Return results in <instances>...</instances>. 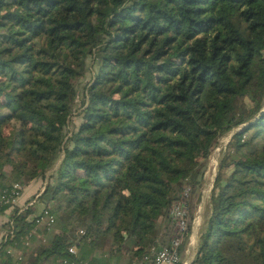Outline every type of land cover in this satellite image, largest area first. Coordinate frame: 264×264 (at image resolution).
<instances>
[{
	"label": "trees",
	"instance_id": "trees-1",
	"mask_svg": "<svg viewBox=\"0 0 264 264\" xmlns=\"http://www.w3.org/2000/svg\"><path fill=\"white\" fill-rule=\"evenodd\" d=\"M230 130L190 264H264V0H0V186L45 178L58 224L0 262L75 245L107 264L91 254L108 234L136 264L169 242L172 202Z\"/></svg>",
	"mask_w": 264,
	"mask_h": 264
},
{
	"label": "built area",
	"instance_id": "built-area-1",
	"mask_svg": "<svg viewBox=\"0 0 264 264\" xmlns=\"http://www.w3.org/2000/svg\"><path fill=\"white\" fill-rule=\"evenodd\" d=\"M191 186L187 185L182 190V197L172 202L169 214L172 220V229L169 242L158 249L151 248L149 254L144 256L136 264H182L180 246L188 231L190 224V212L188 199L190 196ZM22 187L19 183L12 185L0 186V215L5 214L6 217L2 221L4 223V231L0 234V252L12 255L17 259H21L22 251L17 246L19 241L25 245H30L33 234L39 233L40 229H50L55 222V216L43 205L36 213L27 215L26 220H34V225L17 234L16 230L19 225L16 216L25 211V209L33 204L34 197L28 203L19 204L18 198L21 194ZM79 233H84L83 228L78 229ZM17 236V237H16ZM38 239L44 241L41 234ZM0 264H2L0 262ZM54 264H96L88 258L82 257L75 245L68 247V255L59 258Z\"/></svg>",
	"mask_w": 264,
	"mask_h": 264
},
{
	"label": "rangeland",
	"instance_id": "rangeland-1",
	"mask_svg": "<svg viewBox=\"0 0 264 264\" xmlns=\"http://www.w3.org/2000/svg\"><path fill=\"white\" fill-rule=\"evenodd\" d=\"M87 61H88V59H87ZM89 77H90V72H89V70H86L85 74L82 77L75 80L74 86H75V91H76V97H75L73 112L71 114V121L69 123L70 128H72L74 124L78 123V121L80 119V114L78 113L79 112L78 107L81 103L84 85H85V83ZM244 103L246 106L251 105V102L248 98H244ZM231 135H232V130L226 132L225 134H223L219 138V141L215 145V147L213 148L210 157L205 161V171H204V176H203V181L201 183V186L200 187H197V186L191 187V189H190V196L188 199L190 219H191L192 213L197 211L198 206H199L198 204L204 203L202 205L203 208H202V212H201L203 220L207 217V214L210 211L212 198H213L214 194L216 193V189L213 186V180H214V177H215V174L217 171L218 159H219V156L222 153V151L225 149V146H226L227 142L229 141ZM36 181L39 184H38V187L36 189H34ZM45 182H46L45 178L38 176L35 179L29 181V183H27L25 185L22 184L23 190H22V193H21L20 197L18 198V200H24L28 196L31 197V199L33 200L35 194L36 193L39 194L40 191L43 190ZM37 198H38V200H33V204L31 206L32 213L34 212V206H33L34 204H35L36 208L44 205V202L42 201L43 199L39 198V197H37ZM193 209H194V212H193ZM2 220H3V218H0V234L4 231V228H3L4 223L2 222ZM75 225H77V223ZM57 226H58V224H57V219H56L54 224L50 227V229H46L45 234L41 233L44 237V241L47 238H49V236H51L53 231L57 229ZM185 235L187 237V233ZM108 236H109L108 234H103L99 238L106 242L107 239L104 240V238H106ZM108 239H110V238L108 237ZM36 240L40 241V239H36ZM183 241H184V243H183ZM183 241H182L183 245L181 243V246H182V248H181L182 249L181 250L182 264H190L191 259L194 258L195 254L197 252L199 240L196 239V241H194L193 243H190L189 249H188V253H189L188 258L185 261H184V259L186 258V254L184 253V249L186 248V241H188V239H185V237H184ZM121 250H123V249H121ZM127 251L128 250L126 249V251L124 253L127 254Z\"/></svg>",
	"mask_w": 264,
	"mask_h": 264
},
{
	"label": "crops",
	"instance_id": "crops-1",
	"mask_svg": "<svg viewBox=\"0 0 264 264\" xmlns=\"http://www.w3.org/2000/svg\"><path fill=\"white\" fill-rule=\"evenodd\" d=\"M38 184L39 183L36 181L34 189H36L38 187ZM22 190H23V187H22ZM22 190H21V193H22ZM35 196L38 197V193H36ZM30 200H32V199H31V197L28 196L24 200H18V203L19 204L28 203ZM35 200H38V198H36ZM203 204L204 203L198 204L199 206H198V209L196 212H194V209H193L194 213H192V215H191L189 228H188V231L186 232L188 238L185 235V239H188V241H186V248L184 249V253L186 254V258L184 259V261L188 258V254H189L188 249H189L190 243H193L194 241H196V239L199 240V237H200L201 233L204 231V228L206 226V221L208 219L210 211L208 212L207 217L203 220V217L201 214ZM31 206H29V207H31ZM33 206H34V212L33 213H36L42 207L41 206V207L36 208L35 204ZM5 217H6L5 214L0 215V218H3V220L5 219ZM159 221H161V217L159 218ZM169 237H170V235H169ZM105 239H107L106 242L101 240L100 238L97 240L96 246H95V248L91 254L92 256H95L97 261L106 262L107 264H131L130 260H129L131 253L128 251H127V254L124 253L127 248H123V250H119V251L112 253L110 251L111 239H108V237L104 238V240ZM183 243H184V241H183ZM183 243H182V245H183ZM181 248H182V246H181ZM77 249H78L79 254L81 255V251L79 250L78 247H77ZM85 258H88L91 261H93L94 263L99 264L98 262H95L94 260H92V258H90V257H85Z\"/></svg>",
	"mask_w": 264,
	"mask_h": 264
}]
</instances>
